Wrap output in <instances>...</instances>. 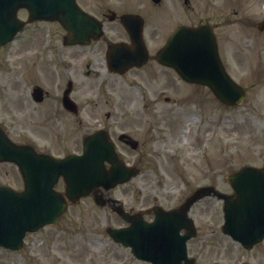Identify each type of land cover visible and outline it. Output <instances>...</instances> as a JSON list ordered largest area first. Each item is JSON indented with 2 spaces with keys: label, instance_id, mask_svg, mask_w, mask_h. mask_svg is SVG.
Segmentation results:
<instances>
[{
  "label": "rangeland",
  "instance_id": "1",
  "mask_svg": "<svg viewBox=\"0 0 264 264\" xmlns=\"http://www.w3.org/2000/svg\"><path fill=\"white\" fill-rule=\"evenodd\" d=\"M147 1L141 0L149 6ZM85 3L89 6L97 5L100 9H104L105 5L112 8L115 6L110 0H86ZM160 6L162 8V5ZM154 9H156L154 14L158 17L156 19L164 18L165 25L151 24L150 21L156 19L150 15L147 18L150 24L147 26L148 32L153 30V27L157 30L152 42L150 39L148 41L149 48L153 51L164 42L166 33L173 27L171 24L166 25L172 21L168 10L160 12L157 11L161 10L160 7ZM188 14L192 22L198 21L199 17L201 19L209 17L211 22L218 21L216 31L222 59L230 75L241 83L246 91L245 99L240 104L236 106L213 104L206 89L199 91L190 89V92H187L186 87L178 84L180 81L175 78L174 73L157 66L153 61L142 69H134L123 76L114 75L108 79L106 105L104 91L98 93L99 79L88 84L80 80L76 88L81 105L80 114L83 116L79 119L83 121L90 120L91 114L94 117L96 114L94 111L101 116L99 118L101 121L105 111H111V114L116 111V114H119V111L123 112L126 109L125 106L133 108V112L141 110V104L147 95L149 99H156L158 116L160 115L155 130V137L157 136L158 140L143 143L137 151H133L136 157L141 156L139 164L145 172L111 191L114 196L125 199L126 207L136 208L139 205L140 191L147 195L143 197L146 205L161 202L162 205L169 207L178 203L198 184L207 181L229 192L230 186L226 176L240 165L250 163L252 160L259 162L264 156V32H259L255 28V23L264 16V0H194ZM156 21L161 23L160 20ZM112 26L114 27V24H110V27ZM118 31L123 34L120 28ZM3 64L7 62L0 51V69ZM152 76L156 78L152 79ZM5 82L0 79V93L7 97L8 94L2 89ZM199 94L206 97L202 96L199 101L201 97ZM92 95L97 97L94 98ZM165 96L170 97L169 101L164 100ZM185 96L189 97V101L180 99ZM3 104L5 102L0 101V116L5 117L3 112H6L8 107H2ZM170 119L171 127L168 125ZM172 120L176 122L175 125ZM188 120H194V125L192 123L190 132H186L184 143L189 142L194 153L202 148H205V152L198 154L196 165L186 169L187 165L181 167V163L176 164L168 154L173 150L175 139L183 140L180 132L188 122H191ZM97 122L98 120H95L93 127ZM129 124V121H125L121 127L131 129ZM66 127L67 123L64 128ZM205 128L211 130L207 132ZM91 129L77 126L78 134L77 132L65 134L61 150L70 148L68 144L71 137H77L80 142L83 133ZM200 133L201 138L198 139ZM11 134L15 135L14 132ZM38 136L41 134H36V137ZM45 143L48 147L53 146V143ZM159 152L161 156L158 155ZM206 154L210 161L219 158L221 164L217 167L218 171L206 172L205 176L209 177L201 179L199 174L202 171L214 168L211 162L204 159ZM0 183L21 188L22 181L16 167L0 164ZM219 206L220 203L210 197L197 203L196 211L193 209L196 213L194 217L198 231L202 235L188 243L189 254L197 258L195 264H209L215 260L226 264H238L246 258L243 251L237 250L240 249L237 248L238 244L221 232L220 216L217 213L220 210ZM120 223L118 217L105 205H97L91 197H85L71 204L56 223L26 236L25 245L40 244L33 252H29L26 247L20 251L0 248V264H150L134 258L128 249H124L108 236L106 227Z\"/></svg>",
  "mask_w": 264,
  "mask_h": 264
},
{
  "label": "water",
  "instance_id": "2",
  "mask_svg": "<svg viewBox=\"0 0 264 264\" xmlns=\"http://www.w3.org/2000/svg\"><path fill=\"white\" fill-rule=\"evenodd\" d=\"M10 1L0 0V6L5 4L3 7L7 9ZM23 1L31 8L38 4L47 7L50 4L51 8L57 7L59 19L70 30L79 32L87 29L92 30L93 33L98 32L99 28L94 19L78 11L74 0H50L45 2L46 4L42 2L43 0ZM34 2L39 3L33 4ZM55 11L56 9L50 10L48 13L56 14ZM43 12L47 13V10ZM71 15L77 16L71 18ZM12 22H14L13 10L0 12V34H4L3 39L10 37L12 28H7L6 24L10 23V26ZM258 28L264 29V19L258 24ZM137 37H139V34ZM158 59L173 66L183 78L206 83L226 103H237L243 97L242 88L232 81L225 72L218 58L213 34L206 24L197 27L179 28L164 48L159 51ZM90 138L92 139L87 140L84 144L82 155L72 154L63 159H56L48 155L37 154L27 146L14 144L0 131V159L14 161L24 178V190L21 192L12 191L7 187H0V243L15 246L14 243L21 240L26 229L36 228L37 218H40L39 222L56 219L57 214L66 206L63 196L58 193L59 197L51 191V185L59 174L64 177L66 182L65 194L71 201L82 194H86L97 185L108 187L119 180L123 181L125 179H120L119 175L104 170L102 162L105 155L101 148L94 145V141L104 139L103 134L100 132ZM92 142L94 143L92 144ZM91 144L93 147H91ZM242 172L250 174L251 170L246 169L236 175H241ZM229 179L234 184L236 177H229ZM236 188L237 194L235 196L225 197V224L223 225L224 231L234 235L242 233L241 229L252 230L249 224L248 212H246L249 194L247 190H243L244 186L241 188L237 185ZM34 190L43 193V196H33L32 192ZM47 197H50V199ZM237 198H239V201L240 199L243 200V203L240 204L242 210L237 208L239 203L236 202ZM119 213L132 221L130 228L108 231L114 238L122 240L125 244H131L138 256L145 257L141 250L142 243L136 240L139 237L136 236L135 239L133 231L142 227L148 228L146 230L149 231L153 230V227L159 228L161 219L158 218L154 223L139 225L141 222L139 223L133 216L128 217L121 211ZM176 213L177 211H175ZM46 214L49 216H46ZM172 215L174 214H170V216ZM175 220L177 221V219ZM7 240H10L11 243L6 242Z\"/></svg>",
  "mask_w": 264,
  "mask_h": 264
},
{
  "label": "flooded vegetation",
  "instance_id": "3",
  "mask_svg": "<svg viewBox=\"0 0 264 264\" xmlns=\"http://www.w3.org/2000/svg\"><path fill=\"white\" fill-rule=\"evenodd\" d=\"M110 1L115 5L113 8L106 7V5L104 9H100L97 5L89 6L94 7V9L99 12L98 16H100L105 23V32L102 37L90 42L93 44L94 49L105 51L106 45L111 41H128L126 33L120 35L118 29H110V31L117 34V36L114 37V40H112V36H110L111 40H108L106 37V20L108 23H113V21L119 20L120 14L135 12L136 10L128 8V6H131L128 5V0ZM193 1L194 0H169V2H166L170 14L169 16L172 19L170 22L171 26L174 27L181 23H193L188 14L191 5H193ZM206 18L209 19V17H205V19ZM50 22L55 24V30L52 31L53 35L48 42L41 43L38 21L30 22L29 24L27 23L25 27L29 30L28 35L13 47L11 51V57L13 59L12 66L19 67L22 63L24 75L27 77L26 87L23 90V94L15 93L14 97L10 96L1 100V102H5L2 107L7 106L8 108H6V112H3L5 117L0 116V124L7 132L12 131L16 136L22 138L25 137V131L41 134V137L46 138L45 140L50 139V141H53V135L55 139L53 143L61 146L63 144V134L69 135L76 132L78 133L77 126L79 117H83L80 114L74 81V79L77 80L79 76L78 60L79 52L82 50L64 46L62 43L61 25L56 21ZM212 24L217 27L218 21H213ZM31 25H34L35 28L32 29ZM156 33V27H153V30L149 31L151 40L154 39ZM64 53H69L70 57L67 58V61H64V59H66L63 56ZM150 59H152V57L148 58V60ZM148 60L146 64H148ZM92 64V62H88L86 66ZM12 76L17 78L18 72L16 69H13ZM96 77L98 76L96 75ZM152 79H155V76H152ZM14 85L15 84H11L10 88L12 91L16 92L17 88ZM31 85L39 86L40 92H36L35 95L32 94L30 92L32 89ZM104 92L106 93V81L104 82ZM66 96H69L78 106L75 112L63 106V100ZM152 100H154L156 104V99L154 98ZM94 112L96 113L94 117L93 114L89 116L90 120L93 117V122L90 120L82 121L85 128L92 127L95 120H99L101 117L97 115V111ZM119 112V114H116V111H113V114H111V111H105L104 117L101 120L102 122H97L98 127L103 128L105 133L106 131L109 133L110 139L120 158L131 161V163L133 161L136 162V156L133 153L134 149L128 143V135L131 136L132 133L149 134L154 128V114L156 109H153V101L146 99V101L143 102V108L141 110L133 112L132 109L126 108L123 112ZM125 121L130 122L129 126L131 129L121 127L122 124L124 125ZM65 123H67L66 128H64ZM131 123H136L137 125H131ZM134 125L136 128H133ZM147 140H151V137L142 138V144L147 143ZM69 146L76 149L78 148V141L75 137H71ZM143 202L144 200L142 196H140L139 204H143Z\"/></svg>",
  "mask_w": 264,
  "mask_h": 264
}]
</instances>
